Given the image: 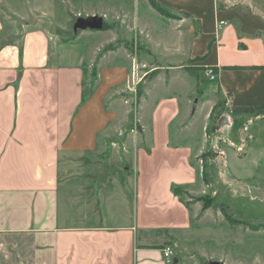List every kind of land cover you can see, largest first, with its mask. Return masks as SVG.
I'll return each instance as SVG.
<instances>
[{
    "label": "crops",
    "instance_id": "0c3cea01",
    "mask_svg": "<svg viewBox=\"0 0 264 264\" xmlns=\"http://www.w3.org/2000/svg\"><path fill=\"white\" fill-rule=\"evenodd\" d=\"M138 1L79 0L83 8L70 14L63 0H0V264H169L162 254L166 245H172L177 252L178 262L171 264H198L192 260V247L186 239L193 216L187 225L180 219L162 223L149 211L152 206L146 199L153 190L155 195L179 199L172 182L168 183L160 172L114 175L90 169L80 172L79 168L78 172H65L64 153L90 152L102 134L109 131L110 124L106 126L104 120L112 122L117 111L106 115L105 105L99 102L101 116L97 125L103 129L100 135L87 129L86 135L80 136L81 114L89 109L93 97L95 101L98 96L110 95L109 85L124 81L128 62L124 56L113 60L117 57L112 53L101 58L106 75L104 85L91 97L85 86L86 68L95 61V50L106 43L98 45L90 58L80 43L101 31L85 30L75 40L67 41L54 31L77 30L82 10L93 16L104 15L107 20L123 14L136 17L137 34L143 42L151 44L153 32L149 22L141 26L144 21L139 18V5L134 3ZM155 1L168 11L182 13L183 17V13L189 14V18L173 21L176 41L173 46L188 38L190 45L181 48L179 52L183 53L179 57L203 56L205 64L219 67L217 86L221 94L230 98L228 107H240L237 96L244 95L245 86L251 95L262 91L257 88L263 83L264 69H235V66H262L264 59L259 64L235 65L220 55L221 37L228 33L235 38V26L243 46L248 48V42L252 43L245 51L260 44L264 55L261 0ZM108 6L110 10L99 11ZM212 19L215 28L209 31ZM221 21L227 24L220 26ZM201 38L212 40V48L219 55L216 63L209 61V53L192 47L194 40ZM152 51L158 55L153 48ZM242 72L252 75L235 89V81L227 75ZM188 99L186 96V102L190 103ZM117 104H108L107 112ZM256 105H264V101L242 108ZM194 109L198 111V107L193 106L192 114ZM86 120L89 122V116ZM158 214L159 218H165V212Z\"/></svg>",
    "mask_w": 264,
    "mask_h": 264
},
{
    "label": "rangeland",
    "instance_id": "374dc122",
    "mask_svg": "<svg viewBox=\"0 0 264 264\" xmlns=\"http://www.w3.org/2000/svg\"><path fill=\"white\" fill-rule=\"evenodd\" d=\"M261 2L264 3V0ZM134 3L139 5V18L144 21L140 22L141 26H146V22L150 24L153 32L149 40L151 44L143 42L137 34L136 17L122 13L121 17L110 16L108 20L100 15L103 26L94 29L85 23L86 19L93 17L92 13L82 10L77 30L56 28L54 31L63 41L75 40L85 30L101 31L80 43L82 48L87 49L89 58L98 45L106 43L95 50V61L86 68L85 86L91 97L104 85L106 75L101 58L112 53L117 57L113 60L124 56L128 62L123 73L126 74L124 81L110 84V95L96 96L95 101L93 97L89 109L81 114L78 126L80 136L86 135L87 129L100 135L103 129L102 125H97V118L101 116L99 102L105 105L106 115L117 111L110 123L104 115V124H110L109 131L102 134L90 152L71 150L64 153L65 172H78V168L80 172L90 169L114 175L117 172H160L168 183L172 182L173 191L176 189L174 193L179 199L171 195H155L153 190L146 199L152 206L149 211L162 223L180 219L186 224L193 216L190 234L186 236L192 247V260L198 264H264V229L232 226L226 218V213H229L250 226L264 224V105L242 108V105L264 101V80L257 88L262 91L251 95L245 86L244 95L237 96L236 103H241L240 107H228L230 98L221 94L217 86L219 67L205 64L203 56L179 57L183 53L179 52L181 48L190 45L188 38L184 43L178 39L181 42L179 46H173V43L176 45L173 21L184 19L182 13L167 11L163 16L151 6L150 0ZM82 4L79 0H73V3L63 0L67 13H76ZM110 8L102 7L99 11ZM240 16H243L242 12ZM210 22L209 31H213L215 20ZM119 28L122 35L118 32ZM121 28L128 33L124 34ZM236 28L235 38L228 33L221 37L223 49L220 55L224 61L235 65L259 64L264 59L262 46L253 45L252 49L245 51L252 43L245 40L249 47L243 46ZM194 42L192 47L209 53L211 63L217 62L219 55L216 48H212V40L201 38ZM152 48L161 57L155 55ZM247 68L264 69L259 66H235V69ZM212 73L216 74L215 79H210ZM250 75L252 73L242 72L227 76L235 81L236 89ZM186 96L190 103L186 102ZM114 102L118 106L107 112L106 106ZM216 104L219 109L218 128L212 127L211 135L206 136ZM194 105L198 111L194 109L192 114ZM201 147L204 148L197 152ZM204 162L209 163L206 168L210 174L208 184L203 178ZM179 200L188 204L191 210L183 208ZM171 201H174L170 204L172 207L168 205ZM207 202H212V205L204 210ZM158 211L165 212V218H159Z\"/></svg>",
    "mask_w": 264,
    "mask_h": 264
},
{
    "label": "trees",
    "instance_id": "16d2710c",
    "mask_svg": "<svg viewBox=\"0 0 264 264\" xmlns=\"http://www.w3.org/2000/svg\"><path fill=\"white\" fill-rule=\"evenodd\" d=\"M150 4L151 6L161 15H166L167 13V9L165 7H163L162 5H160L159 3H157L155 0H150ZM184 17L189 18V14L187 13H183ZM261 68H264V66H259ZM218 104V103H217ZM215 105L212 109L211 115H210V124L207 127V134H210V130L212 127H214L215 129L218 128L217 124V120H218V115H219V109H218V105ZM203 178L206 181V183L208 184L210 181V174L207 171V167L209 166L208 162H204L203 164ZM174 191H176V189H174ZM203 199V198H202ZM212 205V202H207L206 205L203 207L204 210L208 209L210 206ZM186 206H189L188 204H186ZM226 218L229 221V223L232 226H237V225H243L247 228H251V229H256V230H260V229H264V224H260V225H252L250 226L249 224H247L248 222H243L239 219L234 218L232 215H230L229 213H226Z\"/></svg>",
    "mask_w": 264,
    "mask_h": 264
},
{
    "label": "built area",
    "instance_id": "2783aa9c",
    "mask_svg": "<svg viewBox=\"0 0 264 264\" xmlns=\"http://www.w3.org/2000/svg\"><path fill=\"white\" fill-rule=\"evenodd\" d=\"M227 24L226 21H221L220 22V26H223ZM216 78V74L212 73L210 75V79H215ZM162 254H163V259L165 260L166 263H173L177 257V252L175 250V248L172 245H166L162 248Z\"/></svg>",
    "mask_w": 264,
    "mask_h": 264
},
{
    "label": "water",
    "instance_id": "95a60500",
    "mask_svg": "<svg viewBox=\"0 0 264 264\" xmlns=\"http://www.w3.org/2000/svg\"><path fill=\"white\" fill-rule=\"evenodd\" d=\"M85 23L94 29H100L103 26V18L99 16L89 17ZM175 262H178V260L175 259Z\"/></svg>",
    "mask_w": 264,
    "mask_h": 264
}]
</instances>
